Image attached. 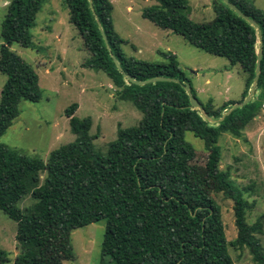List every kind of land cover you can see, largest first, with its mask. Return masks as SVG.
Here are the masks:
<instances>
[{
  "label": "trees",
  "instance_id": "obj_1",
  "mask_svg": "<svg viewBox=\"0 0 264 264\" xmlns=\"http://www.w3.org/2000/svg\"><path fill=\"white\" fill-rule=\"evenodd\" d=\"M156 1L143 10V19L231 66L239 65L245 75L239 101L214 107L211 100L205 105L198 100L207 117L220 119L251 89L259 48L256 29L221 0H213L215 18L208 23L188 18L190 0ZM228 1L261 29V72L251 102L213 124L190 106L184 86L191 84L175 55L161 53L162 63L125 55L122 46L128 42L113 27L111 0H64L68 22L90 55L83 67L105 74L117 99L130 102L142 118L136 126L118 127L115 140L100 154L92 144L97 138L90 135L92 119L76 117L77 104L65 110L75 142L51 151L45 162L0 143V211L17 229L18 252L12 264L72 260L71 233L101 221V256L110 264H234L229 248L246 249L253 263L264 264L256 239L263 232V220L247 223L254 203L243 197L248 189H236L229 174L220 170L218 146L224 134L240 138L264 104V11L253 0ZM44 2L13 0L1 24L0 74L6 81L0 92V138L19 117L20 102L38 103L42 98L36 71L10 47H34L31 30ZM123 74L137 81L162 77L176 82L136 86ZM191 92L197 98L192 86ZM187 133L204 143L200 164L198 152L185 139ZM219 194L233 204L236 238L231 242L214 198ZM25 197L35 201L29 215L19 207ZM0 264H9L2 250Z\"/></svg>",
  "mask_w": 264,
  "mask_h": 264
},
{
  "label": "rangeland",
  "instance_id": "obj_2",
  "mask_svg": "<svg viewBox=\"0 0 264 264\" xmlns=\"http://www.w3.org/2000/svg\"><path fill=\"white\" fill-rule=\"evenodd\" d=\"M13 0H0L1 24L7 6ZM112 23L117 34L128 42L122 46L126 56L151 63L164 62L161 53L177 57L179 68L190 82L202 104L212 101L214 107L226 101H239L244 91L245 75L239 65L231 66L220 57L209 55L191 45L181 36L157 28L142 18L145 8L157 5L156 0H111ZM255 7L264 11V0H253ZM213 0H190L188 18L195 23L214 20ZM34 47L20 48L12 45L10 50L34 68L39 77L42 98L38 103H19V117L0 138V143L17 150L29 158L46 161L49 153L60 146L75 142L70 132L65 110L77 104L75 116L92 119L90 135L94 151L104 153L116 138L118 127L136 126L142 115L130 103L120 101L116 89L102 72L84 68L90 55L83 50L82 40L76 29L68 22L64 0H45L31 30ZM2 44L0 38V45ZM6 77L0 74V92ZM185 139L198 152L197 161L204 160V143L187 133ZM221 148L220 170L229 174V182L244 192V199L254 203L247 214V223L263 220V232L257 235L264 252V104L258 117L242 132L240 138L224 134L219 138ZM221 209L228 242L236 238L232 202L222 195L214 196ZM34 200L30 197L20 203L25 215L32 212ZM16 224L0 211V250L7 253L9 264L18 252ZM105 222L101 221L69 236L70 258L62 264H110L101 256V243ZM234 264H255L246 249L229 248Z\"/></svg>",
  "mask_w": 264,
  "mask_h": 264
},
{
  "label": "water",
  "instance_id": "obj_3",
  "mask_svg": "<svg viewBox=\"0 0 264 264\" xmlns=\"http://www.w3.org/2000/svg\"><path fill=\"white\" fill-rule=\"evenodd\" d=\"M231 11H233L236 15H238L240 18L244 19L245 21H247L253 28L256 29L257 31V37H258V41H259V48L257 51V59H256V66H255V77L253 79V83L251 86V89L248 93V95L243 99L242 102L239 103H235L231 109L229 111H227L220 119H212L207 117V115L205 114L204 110L201 107L200 102L198 101V99L196 97H194L192 95L191 92V85L186 84L184 86V91L186 92L189 102H190V106L192 107L193 110H198L201 115L206 119L207 122L209 123H213V124H218L221 121L224 120V118L226 116H228L229 114H231L234 110L239 109L241 107L246 106L247 104H249L251 102V100L253 99V97L256 94V87H257V82L260 76V65H261V59H262V32L261 29L259 27V25L253 21L252 19H249L245 14H243L237 7H235L233 4H231L228 0H221ZM2 4V2L0 3ZM90 7L92 8V5L90 4ZM102 37L104 39V41L106 42V37L105 35L102 33ZM113 62L116 65V67L118 68V70H120V66L117 62V60L113 57ZM123 77L130 82L133 85L136 86H145L148 84H153L156 82H170V81H174L176 82V80H171V79H167V78H162V77H158V78H152V79H148L146 81H137L135 79H133L132 77L123 74Z\"/></svg>",
  "mask_w": 264,
  "mask_h": 264
}]
</instances>
